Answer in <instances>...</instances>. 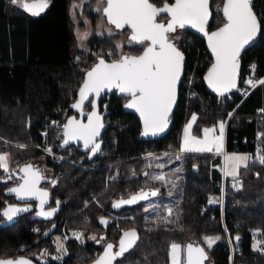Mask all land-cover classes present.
I'll list each match as a JSON object with an SVG mask.
<instances>
[{
  "label": "trees",
  "instance_id": "16d2710c",
  "mask_svg": "<svg viewBox=\"0 0 264 264\" xmlns=\"http://www.w3.org/2000/svg\"><path fill=\"white\" fill-rule=\"evenodd\" d=\"M71 1L49 0L44 14L32 18L25 15L21 7L12 5L10 0H0V153H9L12 169L36 158L44 159L56 181L48 190L58 208L55 220L51 221L36 220L35 209L19 213L11 223H5L6 218L0 215V259L26 256L42 264L37 256L44 247L52 250L51 237L66 222L68 231L82 229L97 240L101 236L105 239L100 243L89 240L81 246L71 240L67 245L69 253L60 263L46 257V264H89L100 254L103 245L116 242L124 231L132 229L138 234V244L116 264H169L171 242L182 246L196 242L205 248L212 264H264V255L254 252L252 247L254 232L261 230L259 235L264 236V166L249 162L248 168L238 169L239 184L228 176L222 184L221 172L213 167L218 164L219 155L183 153L177 159L172 154L179 150L181 127L193 113L199 124L211 125L228 119V112L233 110L225 130L226 153H254L257 149H264V137L257 140L259 133L264 134V112L260 115L255 112L264 109V86L254 89L243 101L237 91L223 97L209 93L203 76L212 60L208 62L211 57L204 40L198 35L183 33L179 48L185 57L183 79L188 73H194V88L205 102L206 110L202 109L197 97L186 99L181 84L171 129L158 140L145 141L140 138L141 125L137 116L123 110L126 98L113 94L108 101L109 112L104 117L107 129L102 136L101 156L89 160L77 146H71L74 151L69 153L68 148L56 149L82 165L96 162V169L82 170L50 159L40 151L43 145L41 133L46 124L55 119L65 121L72 114L70 106L77 98L84 73L97 62L92 53L76 46L74 25L69 16ZM152 2L159 6L163 0ZM254 4L262 8L264 0H254ZM90 5L85 4L83 12L95 22L98 15L90 10ZM216 5L222 7L221 0H211L209 30L221 26V13H216ZM258 19L261 21L259 38L240 57L241 78L248 72L247 67L253 64L257 66L253 76L264 77V18ZM117 39L116 34L92 35L88 47L114 52V56H104L107 62H111L118 58ZM142 49L135 44L125 47L128 54H138ZM231 97L233 102L229 101ZM107 100L108 97H104L101 104ZM90 109L91 104L87 103L85 110ZM21 144L26 147H18ZM157 163H165V170L176 181L166 185L167 191L151 180L150 173L157 170L154 166ZM108 166L111 167L108 169ZM116 167L119 168L118 176L106 181L107 175L113 174ZM256 173L260 174L259 177ZM11 185L0 169V212L6 205H16L13 204L17 202L14 195L7 192ZM145 188L159 190L156 197H161L165 206L173 207L174 214L170 219L175 223H154L152 220L156 215L146 211L143 203L118 212L111 209L113 200ZM93 195L97 197V204L91 202L84 208V203L91 201ZM211 196L219 199L218 204L209 203ZM57 201H60L59 205ZM85 217L90 221L86 223ZM101 217L108 221L107 226L99 223ZM51 229L50 235L43 237ZM204 236L220 239L208 249L204 246ZM234 237H239L236 241L239 251H235L231 263L229 240Z\"/></svg>",
  "mask_w": 264,
  "mask_h": 264
},
{
  "label": "snow or ice",
  "instance_id": "6c2138e0",
  "mask_svg": "<svg viewBox=\"0 0 264 264\" xmlns=\"http://www.w3.org/2000/svg\"><path fill=\"white\" fill-rule=\"evenodd\" d=\"M10 2L14 6L21 7L23 11L32 16H39L49 7V0H32V2L10 0ZM103 3L105 6L102 11L108 24L113 25L118 30L129 29V43L140 45L143 51L138 55L125 54L121 51L119 58H113L111 62H107L103 56H98L97 62L86 71L79 87V99L71 107L84 115L85 102L87 101L91 104V111L86 113L87 123L75 117L67 119V123L62 125L63 144L61 147L70 141L82 140L84 147L92 154L101 150V144L97 142V137L104 125L101 115L97 111V99L105 91L116 89L128 98L124 106L128 109H134L139 114L143 124L141 135L148 136L151 134L155 136L168 128L170 113L176 103L178 84L181 81L184 64V55L175 42L182 37L179 35L171 36L170 34L176 33L177 29H185L186 26H190L207 38L208 48L214 57V63L208 69L204 79L213 91L223 96L231 89L237 88L241 52L246 46L253 43L261 32V21L255 12L254 0H221L222 7H217L218 12L222 13V17H220L221 26L211 32L208 31L212 17L210 0H173L171 3L169 0H163L159 6L152 0H103ZM99 10L97 9V11ZM86 36L87 34H84L80 39H84ZM116 49H122V45L117 43ZM108 54L110 56L115 55L111 51ZM251 69L255 73L256 64L251 65ZM245 82L253 89H256L258 85L264 86V78L255 80L249 77ZM244 94L247 95L246 92ZM260 111L264 112V109ZM232 115L233 112L228 113L229 118ZM197 119V115L193 113L191 120L184 128L181 152H211L212 145L215 144L216 152L223 154V136L227 121H218L219 136L210 135L215 133V127H205L203 129L204 138L200 139L190 135V130ZM43 135L47 136V133ZM258 135L264 137V134ZM18 147L25 148L26 145L21 144ZM45 151L51 153L52 149L46 148ZM177 159L180 157L177 156ZM250 160L264 166V149H257L255 158L250 155H225V175L233 176L236 182L240 183L238 169L241 165L248 168V161ZM158 167L162 168L164 165H158ZM0 169L6 174L7 180H11L16 175V170L9 167L8 153H0ZM176 171L179 172L180 169L177 168ZM19 172L23 173L19 177L21 182L15 187L8 188L7 192L15 194L18 200H27L33 197L38 199L41 210L37 214L45 218L52 216L57 211L56 208L50 211L43 210L49 192L37 187L42 178L39 170L34 169L31 164H27L20 167ZM145 175L148 176L149 173H145ZM259 175L256 173L257 177ZM152 179L164 184L171 182L164 174L154 175ZM52 184L55 186L56 181L53 180ZM233 186L235 187V184ZM158 191V189L151 192L141 191L129 199L113 201L112 207L116 209L123 204L137 203L147 199L149 195L156 196ZM214 202L212 199L209 200V203ZM59 204L60 201H57V205ZM29 210V207L6 205L0 215L6 218V221L13 222L19 213ZM145 210L147 211V209ZM167 213V217H158L161 223L165 225L175 223L174 220L170 219L174 214V209L169 207ZM99 223L107 226L108 221L101 217ZM34 231L39 230L34 229ZM260 232L261 230L254 232V238ZM73 237L83 242V233L73 232ZM88 238L96 240L97 243L105 239L103 236L99 240L95 236ZM203 239L208 249H211L220 237L204 236ZM138 240L139 237L135 229L124 231L119 240L118 250L113 251L114 245L112 243L106 244L103 254L98 256L94 264H113L117 258H124L126 253L137 246ZM59 241L60 238H57L59 255L52 257L55 260H60L63 255L67 254L65 245ZM261 243L264 242H254L252 247L254 252L258 251L264 255V247L260 246ZM47 256L48 252L45 249L37 256V259L42 264H46L45 258ZM168 256L170 264H204L208 258L204 247L194 246L192 243L182 246L177 242L170 243ZM0 264H33V262L30 258L19 257L15 260L0 259Z\"/></svg>",
  "mask_w": 264,
  "mask_h": 264
},
{
  "label": "rangeland",
  "instance_id": "374dc122",
  "mask_svg": "<svg viewBox=\"0 0 264 264\" xmlns=\"http://www.w3.org/2000/svg\"><path fill=\"white\" fill-rule=\"evenodd\" d=\"M87 3H91L90 10L94 14L98 15V18L96 19L95 22H91L90 19L87 18L86 15L83 12V7ZM104 6H105V4L103 3V0H72L71 1L70 7H69V16H70V20L73 22V25H74V28H73L74 40H75L76 46L79 49H82V50H84L86 52L92 53L93 57H95V58L98 57V56H103L104 57L110 51L109 50L104 51V50H101V49H98V48H95V47L94 48H89L88 47V41H89L90 37L92 35H97L99 37H102V36L104 37V36H108V35H112V34L115 35L116 34L118 39L115 42V47H116L117 43L122 45V49H116V54H117V57L119 58V55L121 54V51L123 53H125V54H128V52L125 50L126 46L133 45V44H130L129 41H128V36L130 34V30L127 29V28L123 29V30H118L113 25L108 24L107 18L104 16L103 11H102ZM17 7H19V6H17ZM217 7L218 6L216 5L215 6L216 10H217ZM97 9H100V10L97 11ZM216 13H218V10L216 11ZM84 34H87L86 38L80 39V37L83 36ZM176 35H180V34L177 33L174 36H176ZM182 35L183 34H181L180 36L182 37ZM74 60H75L74 62L77 61V59H74ZM191 117H192V115L183 123V125L181 127V130H180V134H179V150L177 151L180 154H178L177 152H172V154H174L176 156H181L183 153L207 154V155H215V156L219 155L220 159L218 160V164L214 165L213 167L216 170H218L219 172H221L222 177L224 176L225 180H226L227 176L229 178H231V180H233L234 179L233 176L225 175V171H224V168H225V156H223L222 154L216 152L215 144L212 145V151L211 152H203V153L181 152L180 147H181V143H182L183 138H184V128H185L186 124L188 123V121L191 120ZM225 121H228V120L225 119ZM54 122H55L54 124L58 125V123H61L62 121H60L59 119H57V120L55 119ZM226 124H225V128H224V136H223V152H224V149H225L224 148V141H225ZM205 127H208V128L215 127V129H216L215 133L210 134V135L211 136H219L220 129L218 127V122H216L214 124H211V125H203V124H199L198 120L193 124V127L190 130V135L191 136H195V137L200 138V139H203L204 138L203 129ZM56 130H59V128L58 129L56 127H54V129L48 128V130H47L48 136H47V138H43L42 139L43 145L40 146V151L42 153L46 154L45 156L49 157L50 159L54 158V159L60 160L62 162H65L67 164H70V165H72V166H74L76 168H81L82 170H86V169H84L83 167L80 166L79 162H77L75 160H70V158H68V156L57 152L56 149H59V147L56 146L57 142L54 141V133L56 132ZM259 138H261V136L257 135V140ZM6 144H8V143H6ZM46 148H51L52 152L48 153L47 151H45ZM67 152L68 153L69 152H73V150L72 149H68ZM2 153H8V152H2ZM102 154H103V149L97 156H101ZM233 154H235V155H245V154H242L240 152H235V153L234 152H228L226 155L230 156V155H233ZM255 156L253 158H255ZM169 161H170V159H169ZM249 162L250 161H248V164H249ZM43 163H44V159H42V158H36V159H34V160H32L30 162V164L33 166L34 169L37 168L39 170V172H43L44 174H46V173L49 174V171L44 169ZM158 165H164V167L161 168V167H158ZM165 165H166L165 163H157L156 165H154L155 167H157V170L156 171H152L150 173V176H151V180L155 184H157L158 186L163 187V188L166 189L168 187V186H166L168 183L164 184V183H162L160 181H155V180L152 179V176H154V175L164 174L167 177V179L169 181H171V183L172 182L176 183V181H174L172 178H170L171 176H170L169 173H167V170H165ZM11 166L12 165H11V160H10V155H9V167H10V169H12ZM85 167H87V168L94 167V169H96L97 165H96V162H93V163H91L89 165H86ZM109 167H111V166H108V169H109ZM240 167H243V166L241 165ZM94 169H92V170H94ZM1 171L3 172L2 169H1ZM118 174H119V168L116 167V169L114 170L113 174L107 175L106 181L113 180L114 178H116L118 176ZM3 175H6V174L3 172ZM234 182H235V180H234ZM166 191H167V189H166ZM96 198L97 197L93 195L92 198H91V201L88 200V201H86L84 203V208L88 207L91 202H93V203L95 202L97 204V199ZM210 199L215 201L214 203H210L211 205L218 204L219 199L216 196H211ZM143 205L145 206V209L150 210L152 212V214L156 215V219L152 220L154 223L161 222L158 219V217H167L168 216L167 209L169 207H171V206H169V204L166 205V206L164 204H162L161 203V197H159V196L158 197H153L151 199H148L147 201H145L143 203ZM171 208H173V207H171ZM84 221L87 223L88 221H90V219L88 217H85ZM76 231L83 233V242L79 240L80 242H82V244H84L85 242H88L89 240H92V239H89L88 237L94 236V235L86 234L85 231L82 230V229H72V230L68 231L66 229V222H65V223L62 224V226L60 228V231L58 233L54 234L51 237L52 250H50L49 247H44V248H42L41 252L46 249L47 252H48V256L47 257L51 258V259H52V257L59 255V253L57 252V238H60L59 242H61V243H63L65 245L66 253H67V254L63 255L62 259L57 260L60 263L69 253L67 245H68V242H70V239L67 241V239H64V238L65 237L70 238L71 236H73V232H76ZM213 237H215V236H213ZM238 240L239 239H237V237H234V239L231 240V241L236 242ZM254 242H264V236L263 235L260 236L259 233H258L255 238L253 236V244H254ZM204 243H205L204 246L207 247V244H206L205 241H204ZM253 244H252V246H253ZM260 246L264 247V243H261ZM168 252H169V250H168ZM204 263L205 264H212V262H211V260L209 258H207L204 261Z\"/></svg>",
  "mask_w": 264,
  "mask_h": 264
},
{
  "label": "water",
  "instance_id": "95a60500",
  "mask_svg": "<svg viewBox=\"0 0 264 264\" xmlns=\"http://www.w3.org/2000/svg\"><path fill=\"white\" fill-rule=\"evenodd\" d=\"M28 2H32V0H28ZM172 2H173V1H172ZM46 10H47V9H46ZM46 10H45V11H46ZM210 10H211V0H210ZM45 11H44V12H45ZM24 12H25V11H24ZM44 12H43V13H44ZM211 12H212V10H211ZM25 13H27V12H25ZM28 14H29V13H28ZM162 15H166V14H162ZM221 17H222V13H221ZM211 19H212V17H211ZM210 23H211V22H210ZM185 29L191 31L193 34L198 35L200 38H202V39L204 40V42H205V46H206V50L208 51V53H209V55H210V57H211V59H212V63H214V57H213V55H212V53H211V50L208 48L207 38H206L202 33L198 32V31H197L196 29H194V28H191L190 26H186ZM215 30H216V28H215V29H212V30H209V29H208L209 32H211V31H215ZM259 35H260V33L258 34L256 40H255L253 43H251L250 45L246 46L245 49L242 50L241 54H242L244 51H246L248 48L252 47V46L257 42V40H258V38H259ZM180 51H181V50H180ZM181 52H182V51H181ZM182 53H183V52H182ZM183 55H184V54H183ZM184 61H185V57H184ZM184 63H185V62H184ZM212 63L210 64V66L208 67V69L211 67ZM91 67H92V66H91ZM91 67H90V68H91ZM90 68H89V69H90ZM89 69H88V70H89ZM208 69H207V71L205 72V74H204V76H203V81H204L205 87H206V89H207V91H208L209 93H211V94H213V95L221 96V95H218L215 91H213V90L208 86L207 81L204 79L205 75H206L207 72H208ZM240 71H241V63H240V68H239V70H238L237 88H238V86H239V82H240V78H241V72H240ZM85 74H86V72L84 73V77H85ZM183 74H184V64H183V70H182L181 80H182ZM84 77H83V79H84ZM82 82H83V81H82ZM81 84H82V83H81ZM180 84H181V81H180V83L178 84L177 99H176V103H175L174 106H173L172 112L170 113V118H169V125H168V128H167L163 133H160V134H158V135H155V136H153V135H151V134H149L148 136H143V135H141V133L143 132V124H142V121H141V119H140L139 114H138L137 112H135L134 109H128V108H125L124 105L127 103V101L124 103V105H123V110H124L125 112H127V113H131V114L137 116V118H138V120H139V122H140V125H141L140 138H141L142 140H145V141H154V140H158V139H160V138H162V137H164V136L167 135V133H168L169 130L171 129V126H172V115H173L174 110H175V108H176V106H177V103H178ZM237 88H236V89H231L229 92L225 93L223 96H227V95H229V94L235 93V92L237 91ZM114 91H116L120 96L123 95V94L119 93L118 90L113 89L112 91H105L104 93L101 94V97L97 99V104H98L97 111H98V113L101 115L102 123H103V125H104V127L100 129V134H99V136L97 137V142L101 144V150H100L98 153H96V154H92L88 149H86V148L84 147V143H83L82 140H79V141H70L67 145H64V146L61 147V148L64 149V148H68V147H70V146H77V147L80 148V150H81L83 153H86V154L88 155V159H89V160L94 159V158H95V157H96V156L102 151V149H103L102 136H103V133H104V132L106 131V129H107V125H106V123L104 122V117H105V115H106L109 111H108V103H105V104L102 105L101 102H102V99H103L104 97H106V95H110V94L113 93ZM123 96H124V95H123ZM223 96H221V97H223ZM93 98H94V97H93ZM77 99H79V89H78V91H77V98H76V100H77ZM76 100H75V101H76ZM75 101H74L73 103H75ZM73 103H72V104H73ZM87 103H88V102L86 101L85 104H87ZM72 104H71V105H72ZM70 109H71V111H72V114L69 115V116L66 118L65 123H67V119L70 118V117H75L76 119L81 120V121H83L84 123H87V115H86V113L89 112V111H91V109H90L89 111H86V110L84 109V112H85L84 115H81L80 112H78L76 109L72 108L71 106H70ZM60 144H63V131H62V141H61ZM27 164H30V163H27ZM27 164H24V165H27ZM24 165H22V166H24ZM22 166H20V167H22ZM20 167H19V168H20ZM19 168H18V169H19ZM16 169H17V168H15V170H16ZM9 181H10V180H9ZM20 182H21V181H20ZM39 184H40V182H39ZM39 184L37 185L38 188L43 189V190H46V191L49 192L48 189L41 188ZM15 186H16V185H15ZM15 186H12V187H15ZM10 188H11V187H10ZM152 190H156V189H154V188H145L144 190H141V191L151 192ZM141 191H139V192H135V193H132V194H130V195L127 196V197H123V198L115 199V200H113V201H119V200H121V199H125V200H126V199H129L132 195L139 194V193H141ZM10 194H12V193H10ZM158 194H159V192H158ZM158 194H157V195H158ZM12 195H14L15 199H16L18 202H20V203H36V206H35V209H36L35 219H36V220H38V221H51V220L55 219V217H56V215H57V212H58V208H57V207H55V208L57 209V211H56L52 216L45 218V217L40 216V215L37 214V213L41 210V209H40V201H39L38 199H36V198L33 197V198H31V199H27V200H18V199L16 198L15 194H12ZM157 195H156V196H157ZM156 196L149 195L148 198L145 199V200H140V201H138L137 203H134V204H123L121 207L116 208V209H114V208L112 207V203H113V201H112V203H111V209H112L114 212H118V211H120L122 208L136 206V205L141 204V203H144V202L147 201L148 199H151V198L156 197ZM50 201H51V196H50V192H49V197H48V199H47L46 204L44 205V209H43L44 211H50V210H51V209H47V208H46L47 205L50 203ZM7 222H8V221L5 220V223H7ZM9 223H11V222H9ZM53 228H54V227H52V229H53ZM52 229H51L50 231H47V232H46L47 235H45V234H46V233H45V234L43 235V237H47L48 235H50ZM122 235H123V233H122ZM122 235H121V236H122ZM120 239H121V237H120ZM120 239H119V240H120ZM119 240H117L116 242H108V243H112V244L114 245L113 251L118 250V247H119ZM108 243H107V244H108ZM190 243H192L194 246H198V244H197L196 242H190ZM187 244H188V243H187ZM187 244H186V245H187ZM105 246H106V244L103 245V247H102V251L100 252L99 255H102V254H103ZM99 255H98V256H99ZM98 256H97L93 261H91L89 264H94V262H95V260L98 258ZM19 257H26V256H18V257H13V258H9V259H13V260H15V259H17V258H19ZM26 258H29V257H26ZM30 259H31V258H30ZM118 259H119V258H117V260H118ZM31 260H32L33 264H37L33 259H31ZM117 260H116V261H117ZM116 261H114L113 264H116Z\"/></svg>",
  "mask_w": 264,
  "mask_h": 264
},
{
  "label": "built area",
  "instance_id": "2783aa9c",
  "mask_svg": "<svg viewBox=\"0 0 264 264\" xmlns=\"http://www.w3.org/2000/svg\"><path fill=\"white\" fill-rule=\"evenodd\" d=\"M255 12L257 13V15H258V17H262V18H264V5L262 6V8H260L259 6H257L256 4H255ZM206 47V46H205ZM210 56V55H209ZM210 60H212L211 58L209 59V61L208 62H210ZM247 70H248V72L246 73V75L243 77V78H240V82H239V86H238V88H237V93H238V95L239 96H241L242 97V101L254 90L253 88H251L245 81L249 78V77H252L253 79H255V80H259V78H255L254 76H253V71H252V69H251V65H249L248 67H247ZM194 79H195V75H194V73H188L186 76H185V78L183 79V77H182V80H181V84H182V86H184V93H185V97H186V99L188 100V99H190V98H193V97H197L199 100H200V103L202 104V109H204V110H206V105H205V102H203V99L201 98V97H199V95H198V93H197V91H196V89L194 88ZM180 84V85H181ZM260 85H258L257 87H259ZM247 93V95H245L244 93ZM233 100H234V98H229V101L230 102H233ZM261 109H257L255 112H256V114L257 115H260L262 112L260 111ZM231 112H234V110L233 111H231ZM229 113V112H228ZM230 118H229V116H228V119L227 120H229ZM57 120V119H56ZM64 124V121H62L61 123H58V125L57 124H54V120H51L48 124H46V129L44 130V132H42L41 133V135H42V137L43 138H47V136H48V134H47V136H45V135H43L44 133H47V130H48V128H52V129H54V127H56L57 129L59 128V130H56V132L54 133V141L55 142H57V145L56 146H58L59 148H61V145H60V143H61V141H62V131H63V127H62V125ZM235 150H237V149H235ZM236 152V151H235ZM234 152V153H235ZM227 153H226V151H225V149H224V152H223V156H225ZM242 154H245V155H250V156H252V157H254L255 155H257V152H254V153H242ZM60 158V157H59ZM250 162H253L252 160H250ZM80 166L81 167H83V168H85V169H94V167H89V168H87V167H85V165H82V164H80ZM239 179V181H241V179L240 178H238ZM235 183L236 184H239V183H237L236 182V179H235ZM222 184H224V176H223V182H222ZM223 193V192H222ZM223 199H224V195L222 194V208H223V204H224V202H223ZM204 212V208L202 209V213ZM77 232V231H76ZM70 239V241L72 240V241H74L78 246H81L82 245V242H80L79 240H77V239H75L73 236H71L70 238H67V241ZM229 250H230V258H231V263H232V261H233V256H234V253H235V251H239V247L237 246V243L236 242H233V241H231V240H229Z\"/></svg>",
  "mask_w": 264,
  "mask_h": 264
},
{
  "label": "flooded vegetation",
  "instance_id": "af4514ba",
  "mask_svg": "<svg viewBox=\"0 0 264 264\" xmlns=\"http://www.w3.org/2000/svg\"><path fill=\"white\" fill-rule=\"evenodd\" d=\"M161 22H163V21H161ZM188 32H191V31H189V30H186V29H177V32L176 33H173V34H170L171 36H174L175 34H177V33H179L180 35L181 34H186V33H188ZM192 33V32H191ZM179 35V36H180ZM179 39H177L175 42L179 45ZM142 51H143V49H142ZM141 51V52H142ZM140 52V53H141ZM140 53H138V54H140ZM138 54H134V55H138ZM113 94H114V96H116V95H118V96H120L116 91H114L113 93H111L110 95H106L107 97H108V100L106 101V103H108V101L110 100V98H111V95L113 96ZM121 97H125V96H123V95H121ZM126 98V100H125V102L128 100V98L127 97H125ZM124 102V103H125ZM102 103V102H101ZM68 149H70V148H68ZM74 151V150H73ZM79 164H81V163H79ZM43 165H44V169H46L47 171H49V174H44L43 172H39L40 173V175H41V180H40V187L41 188H45V189H48V187H50L51 185H53L52 184V181L54 180L53 179V172H52V170H51V168L48 166V165H46L45 164V162L43 163ZM86 166V165H85ZM37 169V168H36ZM85 169V168H84ZM38 170V169H37ZM86 170H92V169H86ZM23 175V173H21V172H19V169H16V175L15 176H13V178L10 180L11 181V187L12 186H15V185H17L19 182H20V180H19V177L20 176H22ZM59 176L61 177L62 176V174H59ZM13 204H16V205H18V207H29V209H35V206H36V203H20V202H16V203H13ZM55 207H57L56 206V204L52 201V199H51V201H50V203L47 205V209H53V208H55ZM35 213H36V209H35ZM53 220H55V219H53ZM56 223H58V222H56ZM199 246V245H198ZM205 264V263H204Z\"/></svg>",
  "mask_w": 264,
  "mask_h": 264
},
{
  "label": "crops",
  "instance_id": "0c3cea01",
  "mask_svg": "<svg viewBox=\"0 0 264 264\" xmlns=\"http://www.w3.org/2000/svg\"><path fill=\"white\" fill-rule=\"evenodd\" d=\"M42 14H44V13H41L40 15H42ZM25 15H27V16H29V17H32V18H36V17H38V16H32V15H30V14H28V13H25ZM39 15V16H40ZM264 78V77H263ZM169 264H170V261H169Z\"/></svg>",
  "mask_w": 264,
  "mask_h": 264
},
{
  "label": "bare ground",
  "instance_id": "6f19581e",
  "mask_svg": "<svg viewBox=\"0 0 264 264\" xmlns=\"http://www.w3.org/2000/svg\"><path fill=\"white\" fill-rule=\"evenodd\" d=\"M64 123H65V121H64Z\"/></svg>",
  "mask_w": 264,
  "mask_h": 264
}]
</instances>
